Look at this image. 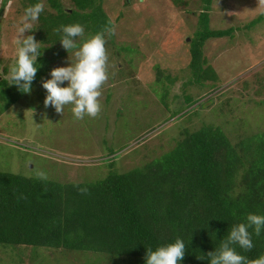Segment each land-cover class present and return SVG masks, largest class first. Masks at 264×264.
I'll list each match as a JSON object with an SVG mask.
<instances>
[{"label":"rangeland","instance_id":"rangeland-1","mask_svg":"<svg viewBox=\"0 0 264 264\" xmlns=\"http://www.w3.org/2000/svg\"><path fill=\"white\" fill-rule=\"evenodd\" d=\"M57 1L65 9L70 6L68 0ZM39 2L52 11L46 0ZM24 3L0 0V80L7 84ZM101 9L115 26V35L106 34V41L122 51L106 42L109 79L100 115L77 120L68 105L46 121L26 113L33 101L44 113L55 110L44 109L42 82L51 78L52 69L75 63L74 51L40 44L41 76L29 94L0 114V172L37 178L36 172L43 171L46 180L94 183L109 172L126 173L159 159L184 132L203 126L218 128L232 145L264 133V0L211 1L209 29H231L232 35L201 47L202 69L208 66L215 76L202 83L189 69L186 45L196 29L200 0H101ZM36 25L25 35L39 42ZM87 39L84 35L76 42ZM2 249L0 264H108L106 258L81 252L32 249L18 255Z\"/></svg>","mask_w":264,"mask_h":264},{"label":"trees","instance_id":"trees-1","mask_svg":"<svg viewBox=\"0 0 264 264\" xmlns=\"http://www.w3.org/2000/svg\"><path fill=\"white\" fill-rule=\"evenodd\" d=\"M24 1V11L39 2ZM211 1L200 0L196 29L186 44L189 69L199 83L215 78L208 66L202 69L203 44L232 35L231 29H209ZM46 2L52 11L44 10L35 26L44 45L61 46L63 32L56 31L61 26L80 24L87 39L109 22L114 24L101 9V0H68V9L57 0ZM261 19L249 22L247 28ZM110 46L122 51L113 42ZM44 61L37 58L31 88ZM0 88L1 114L24 93L3 79ZM39 92L41 98L47 95L43 88ZM33 102L26 113H38L34 120L46 121L55 112L44 113ZM84 181L63 183L0 172V247L18 255L22 250H61L100 256L108 264H146L149 249L155 251L179 238L186 250L178 264H210L206 254L218 250L232 227L246 223L248 214L264 215V133L232 145L218 128L203 126L184 132L172 150L141 168L109 172L94 183ZM81 188L88 193L81 194ZM249 232L251 250L233 247L248 260L264 256V228L259 236L251 228Z\"/></svg>","mask_w":264,"mask_h":264},{"label":"clouds","instance_id":"clouds-1","mask_svg":"<svg viewBox=\"0 0 264 264\" xmlns=\"http://www.w3.org/2000/svg\"><path fill=\"white\" fill-rule=\"evenodd\" d=\"M44 7L42 2L27 7L21 18V25L17 27V58L10 68L9 80L11 85H16L24 94L31 91V84L39 67L36 61L42 55L41 43L36 42L32 35L25 34L32 32V25L39 19ZM56 31L63 32L61 46L67 53L74 51L75 63L52 69L51 78L42 82V87L47 93L44 106H52L57 114L62 115L65 106L71 105L75 119L82 120L85 116L96 118L102 111L100 97L103 86L109 79L105 35L109 38L115 35V26L109 22L108 26L79 45L76 38L84 36V28L80 24L61 26ZM65 82L67 86L61 87ZM31 111L33 113V110ZM36 176L39 179H47L43 171H37ZM79 191L81 194L88 193L87 188H81ZM249 228L259 236L264 228V215L248 214L246 223L232 227L227 238L221 241L218 250L206 254L210 258V264H264V256L248 260L233 247L238 245L245 251L254 247ZM185 250L183 240L178 238L174 243L160 246L155 251L149 249L146 252V264H178L184 258Z\"/></svg>","mask_w":264,"mask_h":264}]
</instances>
